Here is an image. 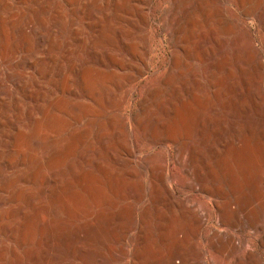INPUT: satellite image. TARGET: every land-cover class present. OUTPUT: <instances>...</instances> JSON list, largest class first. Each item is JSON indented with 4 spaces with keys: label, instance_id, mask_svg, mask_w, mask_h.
Listing matches in <instances>:
<instances>
[{
    "label": "bare ground",
    "instance_id": "6f19581e",
    "mask_svg": "<svg viewBox=\"0 0 264 264\" xmlns=\"http://www.w3.org/2000/svg\"><path fill=\"white\" fill-rule=\"evenodd\" d=\"M77 1L0 0V264H115L128 219L132 264H209L202 239L263 264L246 222L258 234L247 154L264 144V0ZM203 77L214 109L228 98L199 119ZM170 225L173 247L150 257Z\"/></svg>",
    "mask_w": 264,
    "mask_h": 264
},
{
    "label": "rangeland",
    "instance_id": "374dc122",
    "mask_svg": "<svg viewBox=\"0 0 264 264\" xmlns=\"http://www.w3.org/2000/svg\"><path fill=\"white\" fill-rule=\"evenodd\" d=\"M69 1H71V0H69ZM77 2H79V0ZM231 9H232V11L233 10L235 11L234 7H231ZM62 10H63V17L59 19L56 26H57V29L63 33V40H64V42H66L69 38V29H70V24H71V21H70V15H71L70 3L68 2V3L63 4ZM228 15L229 16H235V17L240 16V14L236 11L234 13H228ZM77 17L79 18L80 15H78ZM214 24H215V22H214ZM209 36H210L208 39L209 44L210 45L217 44L216 38L218 37V30L215 29L213 32H211V34ZM229 39L230 38L227 35L223 34L222 49L226 46V42H228ZM263 42H264V37H263ZM196 62L197 61L192 58L190 61L191 66L189 65L188 68H183V70L185 72L186 71L188 72L189 68H191L192 70H195V68H197ZM198 66H200V65H198ZM226 72H227V70H226ZM201 80L202 81H201L199 94L201 96L200 98H203V100H205L206 106H199L198 118L202 117V116L204 117L205 114H212L213 116L215 114H217L216 116L220 115V113L222 114L223 110L225 109L224 103L227 101L228 97L223 99V102H224L223 106L222 105H221V107L217 106L219 108L216 107V109H214L212 107V104L208 103L207 101L211 100L215 97V89L214 88L212 89V87H210L208 79L204 80V77H203ZM206 86H208V87H206ZM212 94L214 97L212 96ZM206 108H208V109H206ZM211 109H213V110H211ZM217 109L220 112H218ZM209 111H211V112H209ZM257 113H258V111L252 110V112H248V115L251 116L253 119H257ZM198 118H197V121L200 119V118L199 119ZM260 128L263 129L264 125L261 124ZM197 137L198 136L194 137L195 138L194 141L196 144H198L200 141V138L199 137L197 138ZM215 140L214 141L212 140L215 143L214 149L216 150V148H217L218 150H223V149H221L222 143L220 141L216 142ZM137 144H138V146H141L143 148L146 147V145H144V143L140 140V138L137 139ZM254 146L255 147L258 146V147H256V149L254 148L252 153L247 154V160L250 163L249 164L250 165L249 171L251 170V173H253L254 175H256V173L257 174L259 173V181H257L258 185L255 184L250 188L251 192L253 191L252 194L250 193L251 194V207L257 213L255 220L257 221L258 225L262 229L260 228L259 232L257 234L253 228L248 227L249 224H247L248 222H246V225H247L246 235H247V239L250 243H252L253 238L257 237L255 235L259 236L260 239L257 241L258 242V248L260 250V255L262 256V260H264V240H263L264 239V176L260 177V175H264V168H263L264 165H261V164H264V148H263L264 144L262 145V143H257V145H254ZM216 152L214 151L212 153V155H211L212 160L215 158H218V156L216 157V155H217ZM229 159H232V155H230ZM233 166L236 167L237 164L234 163ZM237 167L235 168V170L239 172V169H240L239 165ZM252 170H254V171H252ZM257 170H259V171H257ZM175 175L178 177V179L181 182H184V180H183L184 172L181 168H179V167L175 168ZM148 184H149V180H148ZM227 187L230 188L231 186L227 185ZM195 198L199 204L204 206V208L209 209L211 207V205L209 204V201L203 195L196 194ZM139 218H140V215H139ZM135 226H136V221L134 219H128V220H125L122 222H118L117 225L115 226V230H114L115 264H132V255L134 253V239H135V235H136V227ZM175 230H176L175 227L172 225L168 226L167 228L164 227L163 233H164L165 237H167V241L166 242L164 241L163 243H162L161 237L159 236L160 231H159V233L156 234L157 237L155 240V244H153L150 247V252H151V253L149 252L150 257H152V256L154 257V255L155 256H157V255L163 256L173 247L175 237L177 238V235H176L177 233ZM199 249L201 252L205 253V256L208 259L209 264H232L231 259L228 258V256L226 254H219V253H216L214 251L207 252V250H208L207 244H206V241L203 239L200 241ZM263 264H264V261H263Z\"/></svg>",
    "mask_w": 264,
    "mask_h": 264
}]
</instances>
